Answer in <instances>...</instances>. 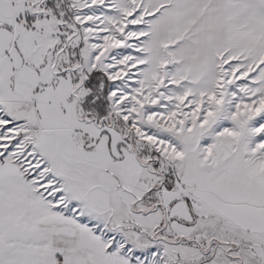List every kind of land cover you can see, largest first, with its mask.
<instances>
[{
	"label": "snow or ice",
	"instance_id": "obj_1",
	"mask_svg": "<svg viewBox=\"0 0 264 264\" xmlns=\"http://www.w3.org/2000/svg\"><path fill=\"white\" fill-rule=\"evenodd\" d=\"M0 264H264V0H0Z\"/></svg>",
	"mask_w": 264,
	"mask_h": 264
}]
</instances>
